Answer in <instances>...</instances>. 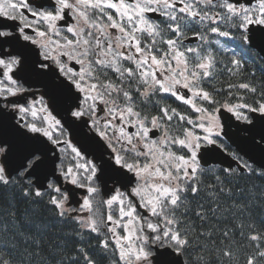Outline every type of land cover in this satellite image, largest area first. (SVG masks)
<instances>
[{
  "label": "snow or ice",
  "instance_id": "snow-or-ice-1",
  "mask_svg": "<svg viewBox=\"0 0 264 264\" xmlns=\"http://www.w3.org/2000/svg\"><path fill=\"white\" fill-rule=\"evenodd\" d=\"M212 37L239 41L226 70L243 75L264 0H0V264H264V188L239 187L264 182V88H210ZM233 118L247 151L205 168ZM17 196L57 233L51 257Z\"/></svg>",
  "mask_w": 264,
  "mask_h": 264
},
{
  "label": "trees",
  "instance_id": "trees-1",
  "mask_svg": "<svg viewBox=\"0 0 264 264\" xmlns=\"http://www.w3.org/2000/svg\"><path fill=\"white\" fill-rule=\"evenodd\" d=\"M238 55H241V54H238ZM225 56H224L223 75L215 76L212 83L209 85L210 88L223 87L224 89L227 90V86L229 83L238 84L242 80L246 82H251L252 84H254V86H256L258 89V93L260 89L264 88V62L262 60L258 59L257 57H254L252 53L244 55V60L246 64L245 73L241 76H232L226 70V65L230 66L228 62L232 58L231 54L227 55L228 57L227 60L225 59ZM252 74H254V76ZM232 92L235 93L236 96L241 95V94L244 95L246 101L249 103H252L254 100L259 99L258 93L256 95H253L252 93H248L246 92V90H243V89H232ZM224 95L226 96L227 92H225ZM218 98L222 99L223 97H218ZM233 102H237L236 99H234ZM253 184L257 185L258 188H264V182H261L258 180H253V181L240 180L239 181V187L244 188V189L251 187V185ZM241 195L242 196L246 195V192L241 193ZM205 197H206L205 193L204 195L201 194V199H204ZM9 200H12V193L0 192V227H2L3 225V211L6 208ZM41 211L42 209H37L35 208L34 205L24 202L18 196L16 197L15 212H16L17 218L24 219L25 217H29L33 219L36 223L40 224V231L46 234V243L44 246L43 254L45 256L51 257V252L48 247V242L51 241L57 233L47 229L46 226L48 225L49 220L46 215H39ZM255 211L257 213L264 215V209H260L259 207H257ZM34 212L36 213V215H34ZM66 231L67 229L65 228L64 232ZM60 234L63 235L64 233L61 232ZM52 261L54 264V261H55L54 257H52ZM111 261L113 262L112 258L110 257L106 261V264L112 263ZM37 264H39L38 261H37Z\"/></svg>",
  "mask_w": 264,
  "mask_h": 264
},
{
  "label": "water",
  "instance_id": "water-1",
  "mask_svg": "<svg viewBox=\"0 0 264 264\" xmlns=\"http://www.w3.org/2000/svg\"><path fill=\"white\" fill-rule=\"evenodd\" d=\"M246 3L249 2V0H244ZM252 0H250V3H251ZM258 51V53L260 55H262V57H264V52H260L258 49H255ZM228 116L227 113H223L222 114V118H221V123H226V121L223 119V117H226ZM245 127V125H238V123L234 120V118L231 120V125L229 127H227V131L229 133V136L225 137V140L229 143V145L231 147H233L238 154L240 155H244V151H247V148L245 146V144L243 143V141L246 139V134L245 133H242L239 131V128H243ZM70 134H71V138H73V134L71 133V131H69ZM231 137V138H229ZM76 140L80 141L81 143H83V137L77 135L75 137V140L74 142H76ZM235 141V142H233ZM217 152L219 153V155H216L214 156L211 160H210V164H214V165H219V166H222L223 168L224 167H228L229 165H231L232 167H235L236 166V162L234 160H232L228 155L224 154L221 150H218L217 149ZM93 159L92 156H89ZM245 159H247V157H245ZM97 163H100L99 160H96ZM204 166H207V165H204ZM52 178L51 176L49 177V179ZM61 185H62V182H61ZM108 187V185H107ZM64 188H70L72 189V192H73V196H72V200L77 202V198L75 197V200H74V196H76V194H79V195H83L85 193H83V190H80V189H75L73 186L69 185V184H65L64 185ZM101 190L102 192L105 190L104 188V185L101 184Z\"/></svg>",
  "mask_w": 264,
  "mask_h": 264
},
{
  "label": "flooded vegetation",
  "instance_id": "flooded-vegetation-1",
  "mask_svg": "<svg viewBox=\"0 0 264 264\" xmlns=\"http://www.w3.org/2000/svg\"><path fill=\"white\" fill-rule=\"evenodd\" d=\"M34 2H38V0H34ZM240 2L241 3H245L244 0H240ZM256 3H257V0H253V2L251 4L253 6H255ZM153 19L155 20V19H159V18L156 17V16H153ZM9 23H11V22H9ZM10 30L14 31V29H10ZM212 41L213 42L211 43V45H206L205 47H210L217 54V61H218V65L219 66L216 69V75L215 76H221V75H223L225 50L226 49H227L226 51L233 50L236 47L235 43H239V41L238 40H236V41L224 40L223 38H220V37H212ZM217 41H219V43H217ZM198 43H199V41H192L193 46H195ZM243 51H245V50H243ZM248 51L250 53H252L254 57H257L258 59L261 60L260 56L258 55V53L255 50H248ZM177 103H179V102H177ZM64 138L65 139H69L68 132H66V135H65ZM224 147H226L225 143H224ZM227 149H228V147H227ZM105 158H107V157H105ZM205 168H211V169H214L216 171H219V170L223 169L222 167H220L218 165H210V166L205 167ZM51 179L52 178H50V180ZM61 181H62V185L61 186L64 187V184H66V183L63 182L62 178H61ZM97 183H99V182H97ZM111 187H112V184H111V181H109L108 182V188L110 189ZM201 194L204 195L203 192ZM75 197L76 196H74V200H75ZM73 203L75 204V201H73ZM110 264H113V262L110 263Z\"/></svg>",
  "mask_w": 264,
  "mask_h": 264
}]
</instances>
